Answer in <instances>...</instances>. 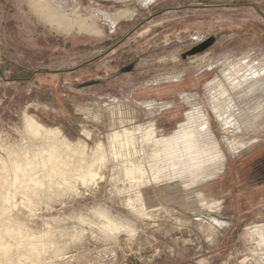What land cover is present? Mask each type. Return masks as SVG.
I'll use <instances>...</instances> for the list:
<instances>
[{
	"label": "rangeland",
	"instance_id": "obj_1",
	"mask_svg": "<svg viewBox=\"0 0 264 264\" xmlns=\"http://www.w3.org/2000/svg\"><path fill=\"white\" fill-rule=\"evenodd\" d=\"M253 154L264 0H0V264H264Z\"/></svg>",
	"mask_w": 264,
	"mask_h": 264
},
{
	"label": "flooded vegetation",
	"instance_id": "obj_2",
	"mask_svg": "<svg viewBox=\"0 0 264 264\" xmlns=\"http://www.w3.org/2000/svg\"><path fill=\"white\" fill-rule=\"evenodd\" d=\"M246 161L247 165H245ZM241 176H247L245 183H240ZM229 182L233 184V192H236L238 185H241L251 188L256 193H264V156L253 154L248 159H242L237 171H230Z\"/></svg>",
	"mask_w": 264,
	"mask_h": 264
},
{
	"label": "water",
	"instance_id": "obj_3",
	"mask_svg": "<svg viewBox=\"0 0 264 264\" xmlns=\"http://www.w3.org/2000/svg\"><path fill=\"white\" fill-rule=\"evenodd\" d=\"M215 41V36H209L207 38H205L204 40L200 41L199 43L193 45L191 48H189L188 50H186L185 52H183L180 56L181 58H186L187 56H190V55H194V54H197V53H201L203 51H205L207 48H209ZM133 67V63L127 65V66H124L120 69V71H129L131 70ZM101 80L99 79H92V80H87L85 82H82V83H78L76 86L79 87V86H85V85H90V84H93V83H97V82H100Z\"/></svg>",
	"mask_w": 264,
	"mask_h": 264
},
{
	"label": "bare ground",
	"instance_id": "obj_4",
	"mask_svg": "<svg viewBox=\"0 0 264 264\" xmlns=\"http://www.w3.org/2000/svg\"><path fill=\"white\" fill-rule=\"evenodd\" d=\"M114 17H115V15H114ZM117 17V16H116ZM190 197V196H189ZM185 200V199H184ZM184 202H186L187 204H189V205H191V204H193L195 201L194 200H192L191 198H189L188 200H186V201H184Z\"/></svg>",
	"mask_w": 264,
	"mask_h": 264
},
{
	"label": "crops",
	"instance_id": "obj_5",
	"mask_svg": "<svg viewBox=\"0 0 264 264\" xmlns=\"http://www.w3.org/2000/svg\"><path fill=\"white\" fill-rule=\"evenodd\" d=\"M145 92H146V94H148V96H152L153 95L151 92H147V91H145Z\"/></svg>",
	"mask_w": 264,
	"mask_h": 264
}]
</instances>
